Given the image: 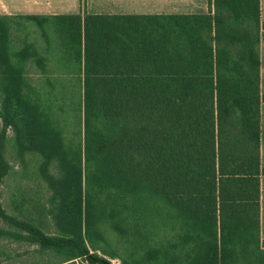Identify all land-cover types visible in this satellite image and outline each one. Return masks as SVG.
<instances>
[{
	"label": "trees",
	"instance_id": "trees-1",
	"mask_svg": "<svg viewBox=\"0 0 264 264\" xmlns=\"http://www.w3.org/2000/svg\"><path fill=\"white\" fill-rule=\"evenodd\" d=\"M54 24L62 54L77 67L67 80L82 89L86 164L81 153L63 151L59 131L39 123L22 94L21 68L2 51L8 88L0 116L25 147L41 138L64 175L53 181L56 234L12 219L24 232L0 226V236L89 264H113L95 243L103 223L125 234L153 212L184 244L198 243L191 264H220L250 242L253 227L260 238L261 0H209L201 14L70 15ZM29 48L19 55L29 57Z\"/></svg>",
	"mask_w": 264,
	"mask_h": 264
},
{
	"label": "rangeland",
	"instance_id": "rangeland-1",
	"mask_svg": "<svg viewBox=\"0 0 264 264\" xmlns=\"http://www.w3.org/2000/svg\"><path fill=\"white\" fill-rule=\"evenodd\" d=\"M4 22L7 35L0 40V53L4 51L8 62L21 68L23 96L35 107L43 127L49 125L62 134L63 151L69 156L81 153L85 166L82 89L67 80V72L77 67L62 54V34L55 20L22 17ZM27 46L32 53L22 58L19 53ZM7 81L5 63L0 58V109L5 103ZM43 145L41 138L31 148L22 145L17 129L0 116V226L6 230L24 232L13 224L12 219H16L24 223L23 227L29 224L47 234L57 233L58 197L53 181L64 175V168L57 155L46 154ZM148 206L156 209L152 202ZM139 224V228L119 234L109 223H103L105 237L95 241L99 254L113 264H191L201 251L195 240L184 244L181 238L178 241V232L161 228L155 212ZM247 237L250 242L237 245L232 254L222 256L220 264H264V239L258 237L254 227ZM65 257L0 236V264H89L81 258L64 261Z\"/></svg>",
	"mask_w": 264,
	"mask_h": 264
},
{
	"label": "crops",
	"instance_id": "crops-1",
	"mask_svg": "<svg viewBox=\"0 0 264 264\" xmlns=\"http://www.w3.org/2000/svg\"><path fill=\"white\" fill-rule=\"evenodd\" d=\"M209 0H0V17L55 20L70 15L201 14ZM264 21V0H261ZM261 93L264 95V29L261 32ZM261 165L264 167V101L261 103ZM260 234L264 239V175L261 178Z\"/></svg>",
	"mask_w": 264,
	"mask_h": 264
}]
</instances>
